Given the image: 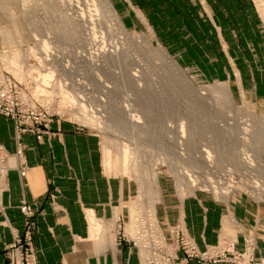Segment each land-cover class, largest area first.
Masks as SVG:
<instances>
[{
    "label": "rangeland",
    "instance_id": "obj_1",
    "mask_svg": "<svg viewBox=\"0 0 264 264\" xmlns=\"http://www.w3.org/2000/svg\"><path fill=\"white\" fill-rule=\"evenodd\" d=\"M107 2L110 9L101 0H0V213L8 174L25 180L31 165H49L52 207L64 169L72 190L97 186L103 202L107 181L116 200L125 184L112 217L85 208L82 219L86 239L126 243L139 264L161 246L160 262L174 254L168 264H203L173 247L186 240L263 261L254 234L236 248L230 226L198 247L182 219L161 224L159 202L207 195L226 201L233 221L240 205L264 239V170L254 168L264 166V0ZM19 210L23 232L6 246V264L16 237L39 264L35 210L25 202Z\"/></svg>",
    "mask_w": 264,
    "mask_h": 264
},
{
    "label": "crops",
    "instance_id": "obj_2",
    "mask_svg": "<svg viewBox=\"0 0 264 264\" xmlns=\"http://www.w3.org/2000/svg\"><path fill=\"white\" fill-rule=\"evenodd\" d=\"M219 44L220 50H224L228 56L230 49L221 35H219ZM235 50L236 57L244 59V56L241 57L243 51ZM244 53L247 54V51L245 50ZM49 175V165L39 167L34 164L27 171L25 180L21 179L16 170L7 175L6 190L1 197L4 209L3 213H0V264H6L4 256L6 246L12 243L14 235H21L23 232L24 216L19 210V205L23 202L31 205L35 210L36 228L33 233V244L39 251V264L140 263L141 254H138L139 252L137 253L134 247L126 243L111 242L109 239L89 241L86 239L84 230L82 209L87 208L96 217L109 219L116 207L121 205L120 199H124L125 184L123 182H119V188L122 190L116 200L113 195L112 182L107 181L106 197L103 202L97 186L91 187L89 192L79 185H75V190H72V182L67 180V173L64 169L62 176L53 183V187L59 190L57 194L59 203L57 207H52L48 192L52 187L49 185ZM236 200L238 201H235V204H241L242 198ZM171 201L172 199L168 197L160 198V205L166 208L160 215L161 224L168 225L182 219L187 233L198 247L204 248L206 245L223 239L228 234L230 226L229 231L236 241V248H240L244 236L251 233L255 236V254L264 255V252H261L264 251L262 248L264 239L259 236L263 226L258 218L244 221L240 205L238 211L233 213V221L232 217L229 219L226 217L227 202L224 200L219 201L207 195H194L174 200V203ZM99 202L101 206L98 208ZM170 203L174 205L170 207ZM201 205L207 206L202 207ZM203 209L207 210V214L204 213L202 216ZM217 213V218H213ZM259 248L262 250L259 251ZM173 264L182 263L177 261ZM186 264L200 263L189 261Z\"/></svg>",
    "mask_w": 264,
    "mask_h": 264
},
{
    "label": "built area",
    "instance_id": "obj_3",
    "mask_svg": "<svg viewBox=\"0 0 264 264\" xmlns=\"http://www.w3.org/2000/svg\"><path fill=\"white\" fill-rule=\"evenodd\" d=\"M23 211L28 212V207H23ZM142 246L146 249L150 250V246L148 247V244L146 242V239L142 236ZM144 243V245H143ZM29 243H21L18 237H16L15 242L10 245L6 251H7V258H8V264H35L34 261V255L30 248L27 246ZM161 246V245H160ZM174 248H181L184 252V261H187L188 259H198V261L202 262L203 264H220V263H227V264H264V260L261 262H256L252 260V258L249 260V255H243L240 253H234L233 251H228L227 248L223 246H219L218 248L215 247H207L205 250H198L196 249L195 245L192 242L181 241L179 244L174 245ZM161 248L163 246L159 247L155 250V252L148 253V257L145 259L147 264H168L170 260L174 257V254L165 259L163 262L159 261V252L161 253ZM145 249V250H146ZM228 252H231L228 254ZM246 258V259H243ZM144 262V263H146Z\"/></svg>",
    "mask_w": 264,
    "mask_h": 264
},
{
    "label": "bare ground",
    "instance_id": "obj_4",
    "mask_svg": "<svg viewBox=\"0 0 264 264\" xmlns=\"http://www.w3.org/2000/svg\"><path fill=\"white\" fill-rule=\"evenodd\" d=\"M107 1H108V0H101V2H103L104 6H106L108 9H110V8H109V5H110V4L108 5V2H107ZM98 7H99V5H98ZM102 7H103V6H102ZM106 7H105V8H106ZM110 7H111V6H110ZM261 14H262L263 17H264V11H262ZM115 17H116V16H115ZM112 29H113V28H112ZM43 46H45V45H43ZM40 50H41V49H40ZM32 54H33V53H32ZM11 56H12V55H11ZM13 60L16 61L15 57H14ZM15 64H16V62H15ZM27 69H28V68H27ZM200 94H201V93H200ZM178 97H179V96H178ZM76 107H77V106H76ZM76 111H77V110H76ZM87 119H88V118H87ZM99 122H100V121H99ZM254 126H256V125H254ZM179 131H180L181 135H183V134H182V133H183L182 126H180ZM180 137H181V136H180ZM168 138H169V137H168ZM260 149H261V148H260ZM260 149H259L258 151H256L255 153H257V154H261V153L263 152V150H260ZM202 151H203V150H202ZM204 153H205V152H204ZM255 153H254V154H255ZM127 154H128V153H127ZM127 154H126V153H123V154H122L123 156L120 157V158H121V159H119V160H120L119 164L121 165L120 167H123L125 162H126L125 164H130V163H127V161H124V159L127 158V157H126ZM107 157H108V156H107ZM115 158H116V157H115ZM128 159H129V158H128ZM107 160H109V158H108ZM107 160H106V163H107V164L111 162V161H107ZM128 162H129V161H128ZM261 162H262V160H261ZM0 164H1V163H0ZM134 164H135V163H134ZM250 164H251V163H250ZM108 165H109V164H108ZM251 165H252V164H251ZM251 165H250V166H251ZM257 165H258V164H257ZM125 166H126V165H125ZM250 166H248V169H249V170H251V167H250ZM120 167H119V168H120ZM116 168H117V167H116ZM254 168H256L257 171H258V170H259V171H260V170H264V166L262 167V164H261L260 167H257V166H256V167H254ZM123 169H124V167H123ZM245 170H246V169H245ZM249 170H248V171H249ZM260 174H261V173H260ZM180 192H181V191H180ZM144 254H145V253H144Z\"/></svg>",
    "mask_w": 264,
    "mask_h": 264
}]
</instances>
